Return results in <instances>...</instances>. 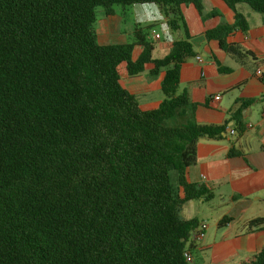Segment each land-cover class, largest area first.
Wrapping results in <instances>:
<instances>
[{
  "label": "trees",
  "instance_id": "trees-1",
  "mask_svg": "<svg viewBox=\"0 0 264 264\" xmlns=\"http://www.w3.org/2000/svg\"><path fill=\"white\" fill-rule=\"evenodd\" d=\"M221 1L264 15V0ZM137 4L157 6L168 29L182 31L181 39L160 45L168 50L162 58L152 57V27L135 26L131 43L96 42L97 8L111 16L114 6ZM202 4L0 0V264H189L183 253L191 254L198 226L181 218V208L210 200L212 192L188 183L186 170L196 163L200 139L225 132L224 125L195 123L187 94L177 93L181 67L195 56L180 6L200 12ZM246 26L235 13L232 25L203 36L239 64L256 61L226 42ZM148 65L150 77L164 72V98L141 111L120 80ZM247 226L263 229L264 218ZM239 264H264V247Z\"/></svg>",
  "mask_w": 264,
  "mask_h": 264
},
{
  "label": "crops",
  "instance_id": "crops-1",
  "mask_svg": "<svg viewBox=\"0 0 264 264\" xmlns=\"http://www.w3.org/2000/svg\"><path fill=\"white\" fill-rule=\"evenodd\" d=\"M132 7L133 18L127 31L122 28L126 23L123 13L113 10L111 16L102 14L95 25L97 44L130 43L135 26L152 27V39L157 43L152 57H164L168 50L160 45L181 39V29L175 32L176 36L167 34L161 42L154 27L162 24L168 29L162 11L154 5ZM180 11L195 56L181 67L177 93L187 94V115L195 123L225 126L221 139L198 141L196 163L186 170L188 183L202 185L212 192L210 200H191L181 208L183 220H196L197 226L207 224L203 238L191 241L190 264H239L264 247V228L248 231L247 226L253 219L264 218V78L255 76L257 70L264 73V15L243 4L231 10L221 0H203L200 12L191 5L180 6ZM235 13L244 17L247 31L243 34L235 29L226 42L238 44L256 61L248 58L239 64L221 51L217 42L203 36L206 30L218 25H232ZM155 34L159 39H154ZM135 51L137 55L139 48ZM196 57L202 61H196ZM151 69L148 65L139 76H123L120 80L121 86L135 96L141 111L156 109L164 98L160 90L164 72L150 77ZM217 95L220 98L214 101ZM237 123L243 129L240 133ZM230 129L234 130L233 135ZM230 150L236 153L232 157L227 156ZM223 219L229 221L219 226Z\"/></svg>",
  "mask_w": 264,
  "mask_h": 264
},
{
  "label": "rangeland",
  "instance_id": "rangeland-1",
  "mask_svg": "<svg viewBox=\"0 0 264 264\" xmlns=\"http://www.w3.org/2000/svg\"><path fill=\"white\" fill-rule=\"evenodd\" d=\"M114 11H116L117 13H121V14L123 13L124 14V17L126 19V23L123 25L122 28H123L124 31L129 30V23L131 24V19L133 18V16H132V14H133L132 5L131 6H125V7L114 6ZM102 14H103L102 8H97L95 10L96 22H99V20L101 19ZM95 28H96V26H95ZM142 28L146 29L148 27H142ZM154 28H155V31L161 36V39L159 40L161 42L166 39L167 34L170 33L171 35L176 36V33H177V32L176 33L175 32H171L169 29H165V27L162 24H157ZM147 38H148L149 41L154 43L155 47L157 46V43L152 39V35H151L150 30H147ZM132 40L133 39L131 37L130 41H132ZM135 53H136V51H135ZM154 57H157V55L154 54Z\"/></svg>",
  "mask_w": 264,
  "mask_h": 264
},
{
  "label": "built area",
  "instance_id": "built-area-1",
  "mask_svg": "<svg viewBox=\"0 0 264 264\" xmlns=\"http://www.w3.org/2000/svg\"><path fill=\"white\" fill-rule=\"evenodd\" d=\"M154 39H155V40L159 39V35H158V34H155V35H154ZM195 59H196V61H198V62H201V61H202L200 57H196ZM255 76L258 77V78H264V73H263L261 70H257V71L255 72ZM219 98H220V97L217 95V96H215V97L213 98V100H214V101H218ZM229 133H230L231 135H233L235 132H234L233 129H230ZM206 229H207V224L204 223V222L201 223V224H200L195 230H193V231L191 232V234H190V241H192V242H198V241H200V240L203 238ZM183 257H184V259H185L189 264L191 263V261H192V257H191V254H190L188 251H184V253H183Z\"/></svg>",
  "mask_w": 264,
  "mask_h": 264
}]
</instances>
